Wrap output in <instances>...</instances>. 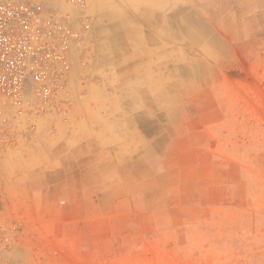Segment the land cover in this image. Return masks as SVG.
<instances>
[{
    "label": "rangeland",
    "instance_id": "374dc122",
    "mask_svg": "<svg viewBox=\"0 0 264 264\" xmlns=\"http://www.w3.org/2000/svg\"><path fill=\"white\" fill-rule=\"evenodd\" d=\"M27 1L82 27L80 17L73 14L80 5L48 9L44 0ZM160 9L164 31L147 32L158 41L157 47L133 51H143L157 62L160 75H173L165 80V88L175 95L176 104L184 81L175 75H184L185 70L189 75H206V79L189 82V94L200 91L207 97L201 109L191 108L186 118H201L207 131L211 128V137L207 134L198 142L201 151L196 153L195 184L185 186L182 192L178 185H173L171 192L160 184L157 195L172 198L150 201L166 206L148 208L146 216L112 217L110 224L102 215L99 226L86 224L84 255H68L64 264H264V0H164ZM86 27L79 30V40L70 54L67 93L61 97L66 114L77 103L87 79L89 84L111 87L109 62L115 55L107 41L110 33L103 35L106 40L101 46L99 35ZM46 113L33 111L25 123L13 127L0 119L2 134L6 131L9 141L14 137L26 140ZM176 114L162 113V130L178 142L188 129L180 134L183 119ZM185 122L182 125H190ZM10 146L0 143V159ZM173 158L177 166L160 177L164 181L169 175L175 179L182 171L177 163L184 161L183 154L174 153ZM224 170L225 182L228 170V191L226 185L225 190L222 187ZM28 198L27 189L0 178V204L9 219L28 213L24 202ZM15 226L18 236L21 226ZM11 252L4 264L11 263Z\"/></svg>",
    "mask_w": 264,
    "mask_h": 264
},
{
    "label": "crops",
    "instance_id": "0c3cea01",
    "mask_svg": "<svg viewBox=\"0 0 264 264\" xmlns=\"http://www.w3.org/2000/svg\"><path fill=\"white\" fill-rule=\"evenodd\" d=\"M163 4L164 0H82L73 13L80 17L82 27L87 25L86 29L99 35L101 46L106 40L103 35L110 33L107 41L115 55L109 62L111 87L89 84L87 79L77 103L67 110V120H62L61 112L46 113L26 140L14 137L5 142L11 146L0 159V178L29 192L24 201L28 213L13 219L21 230L10 264H36L35 260L64 264L68 255L83 256L86 224L99 226L102 215L110 224L112 217L146 216V209L166 206L150 201L172 198L157 195L160 184L171 192L173 185L182 192L185 186L195 184L196 153L201 151L198 142L207 134L211 137V128L207 131L201 118H186L191 108L200 110L207 97L200 91L189 94V82L206 79V75H189L187 70L175 75L184 81L176 104L175 95L165 88V80L173 75H160L157 62L143 51H133L157 47L158 41L147 32L164 31ZM43 5L66 10L71 3L44 0ZM70 23L78 31L82 28ZM98 70L101 75L103 69ZM165 111L176 112V117L183 119L180 134L188 129L178 142L162 130ZM184 120L190 125H182L187 123ZM226 129L228 139V120ZM174 153L185 158L177 163L182 171L175 179L169 175L164 181L160 177L177 166ZM162 154L168 158L162 159ZM223 176L222 187L226 185L228 191V170L226 182L225 170Z\"/></svg>",
    "mask_w": 264,
    "mask_h": 264
},
{
    "label": "built area",
    "instance_id": "2783aa9c",
    "mask_svg": "<svg viewBox=\"0 0 264 264\" xmlns=\"http://www.w3.org/2000/svg\"><path fill=\"white\" fill-rule=\"evenodd\" d=\"M81 5L82 0H68ZM79 31L63 15L27 0L0 1V119L8 127L25 123L31 112H61L67 93L70 54ZM58 109V110H57ZM9 142L0 129V143ZM16 226L0 204V264L13 249Z\"/></svg>",
    "mask_w": 264,
    "mask_h": 264
},
{
    "label": "bare ground",
    "instance_id": "6f19581e",
    "mask_svg": "<svg viewBox=\"0 0 264 264\" xmlns=\"http://www.w3.org/2000/svg\"><path fill=\"white\" fill-rule=\"evenodd\" d=\"M198 34V33H197Z\"/></svg>",
    "mask_w": 264,
    "mask_h": 264
}]
</instances>
